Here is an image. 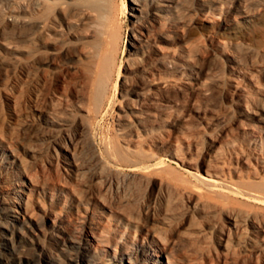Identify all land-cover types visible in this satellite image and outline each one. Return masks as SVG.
I'll list each match as a JSON object with an SVG mask.
<instances>
[{
	"label": "bare ground",
	"instance_id": "obj_1",
	"mask_svg": "<svg viewBox=\"0 0 264 264\" xmlns=\"http://www.w3.org/2000/svg\"><path fill=\"white\" fill-rule=\"evenodd\" d=\"M22 1L28 9L43 12L38 17L32 14L26 19L16 16L15 19L31 30L8 33L3 28L0 45L13 55L16 62H23L20 56L26 54L27 63H30L40 54L38 45L41 43L65 41L57 52L74 44L76 67L85 76L81 106L85 115L81 116L80 124L91 145H95L97 140L93 118L108 114L118 104L116 97L120 94L118 131L123 143L108 142L104 149H94L93 154L96 165L110 175L116 190L121 192V196L123 192L127 200L140 186L144 185L151 196L158 188L154 183V173L162 168L163 156L145 151L141 147L143 143L131 141H151L159 147L167 145L169 123L149 108L156 104L161 94L159 90H169L173 86L179 89L183 82L190 83V77L196 79L198 89L202 87L205 91L211 84L236 80L228 76L223 63L213 67L201 62V35H207L211 42L208 52L216 58L228 56L234 63L232 68L240 74L244 71L246 57L252 60L264 55L263 45L257 43L258 36L264 34V0H131L130 9L136 25L131 32L134 38L131 43L136 56L127 62L126 67L134 76L122 74L127 37L118 13L108 18L100 11L97 0H78L81 2L76 4L71 0H58L55 5L41 0ZM123 9L127 12L125 4ZM67 33H72L77 40L68 42ZM160 41L169 46L161 45ZM244 73L250 74L253 80L250 72ZM201 78L206 79L201 83ZM257 83L254 81L255 86ZM155 87H160L159 92ZM242 114L248 119L244 124L251 130L249 143L253 147V157L264 165V105L260 100H254ZM49 120L58 126L57 130L64 131L69 126V120L56 119L50 113ZM161 123L160 134L155 135L156 125ZM218 141L222 140L213 139V143ZM11 142L0 128V264H31L32 251L41 256L45 264H179L174 252L175 240L166 233V229L176 231L178 228L180 222L176 214L167 213L162 217L160 228L143 226L137 224V217L122 204L124 208L114 213V220L120 223L117 230L119 242L113 241L104 232L112 214L91 212L89 208L81 211L77 207L82 203L84 193L78 191L73 183L85 180L87 172L80 153L68 150L66 155H60L56 152V156L66 163L70 175V181L61 182L60 178L62 186L59 187L52 185L49 177L48 180L35 177ZM57 142L64 144L58 139ZM165 152L173 162L178 158V153L172 148ZM32 154L36 156L35 152ZM196 175L199 179V184L193 189L198 194L196 202L214 204L230 211L232 216L235 229L223 236L224 252H246L253 243L264 247V212L260 213L263 220L254 218L250 233L249 229L243 230L244 222H240L239 216L243 215L247 221L253 219V209L238 204L231 207L230 204L233 201H252L264 210V178L229 181L221 172ZM69 196L77 203L74 206L78 210L76 215L68 212L73 208L68 203ZM99 200L110 212L113 211V202H108L103 196ZM191 225L194 226L193 223ZM232 243L238 248L232 247Z\"/></svg>",
	"mask_w": 264,
	"mask_h": 264
},
{
	"label": "rangeland",
	"instance_id": "obj_2",
	"mask_svg": "<svg viewBox=\"0 0 264 264\" xmlns=\"http://www.w3.org/2000/svg\"><path fill=\"white\" fill-rule=\"evenodd\" d=\"M41 1L48 5H55L58 0ZM71 1L74 4L81 2ZM97 3L100 11L108 18L117 13L122 17L121 22L127 37L123 54L125 67L122 68V74L123 76H134L133 72L126 67L127 62L136 56L131 43L134 41L131 32L136 27L130 9L132 1L97 0ZM124 4L127 12L123 9ZM27 7L22 0H0V37L3 28L8 33L16 31L24 33L31 30L23 22L15 19L16 16L20 19H26L32 14L33 17H38L43 11ZM64 27L69 32L66 24ZM66 35L68 42L72 43L77 40L72 33ZM203 35H201V62L205 61L213 67L223 63L227 67L228 76L236 80L211 84L210 89L205 91L202 87L201 90L198 89L195 85L196 79L190 77L188 79L190 83L183 82L185 84L182 83V89L173 86L169 90H159L161 94L156 104L149 108L153 109L159 118L169 123L167 145L159 147L151 141L140 142L135 139L131 141V143H143L141 147L145 151L163 156L162 168L154 173V183L158 191L156 190L152 196L143 185L132 193L133 197L128 199L129 202L123 192L122 197L121 192L116 190L110 175L96 165L94 149H104L106 143L112 141L123 143L118 131L121 96L117 94L118 104H115V108L113 107L108 114L102 113L93 118L97 140L95 145H91L85 138L80 124L81 116L85 115V112L81 110L85 92V76L83 71L76 67L74 44L57 52L65 41H57L58 44L41 43L38 45L41 49L40 54L30 63H27L26 54L20 56L23 62H16L13 55L5 52L0 45V53H2L0 58V128L9 136L18 156L24 159L31 173L39 179L44 177V180H48L49 177L52 185L62 186L60 178L61 182L70 181L68 167L62 159L56 156V152L60 155H66L68 150L80 153L87 172L85 180L73 183L78 191L84 193L82 203H78L77 207L81 211L89 208L91 212L112 214L111 219L104 226V232L113 241L119 242L117 230L120 228V223L114 220V213L126 205L124 209H130L129 213L138 218H136L137 224L143 226L160 228L167 213L176 214L180 222L178 228L175 229L176 231L173 228L166 229V233L175 240L174 252L179 264H264V247L256 243H253L251 249L246 252L242 250L239 253L237 250V254L224 252L226 249L222 245L223 236L226 237L228 232L235 229L230 211L216 207L214 204H198L196 202L198 194L193 192L194 186L199 184L196 174L208 175L221 172L229 181L241 178L246 180L264 178V165L253 157V147L249 143L251 130L244 124L248 122V119L242 114L250 104L253 105L254 100H260V103L264 105L262 103L264 102V55L256 56L252 60L246 57L244 71L252 74L254 77L252 80L250 74L244 71L241 74L236 72L232 68L234 63L228 56L222 55L216 58L209 53L211 42L207 35ZM260 35L257 43L263 45L264 52V34ZM160 44L169 46L164 41H160ZM205 79L201 78V83ZM254 81L256 83L258 81V86H255ZM158 89L160 87H155V90L158 91ZM49 113L56 119L69 120L67 129L57 130L58 126L49 120ZM161 127L162 123L156 125L155 135L160 134ZM215 138L222 141L213 143ZM224 138H227L226 141H223ZM57 139L63 141V146L57 142ZM170 148L178 153L175 162L165 152ZM33 152L36 156L32 154ZM36 195L40 196L38 192ZM102 196L108 202H113L111 204L113 211L110 212L99 200ZM68 203L73 205L68 212L71 211L76 215L78 210L76 211L77 207L74 206L77 203L70 196ZM242 203L233 201L230 204L231 207L238 204L243 208L253 209V219L247 221L243 215L239 216L240 222H244H241L243 230L249 229L248 231L252 233L254 218L259 217L263 220L260 213L264 210L262 206L252 201ZM208 205L209 207L214 206L213 209L208 208ZM191 223L194 226H190ZM199 231L201 235H198ZM208 235L209 237L206 238ZM232 247L238 248L235 243H232ZM32 252L31 264H45L41 256L35 251Z\"/></svg>",
	"mask_w": 264,
	"mask_h": 264
}]
</instances>
